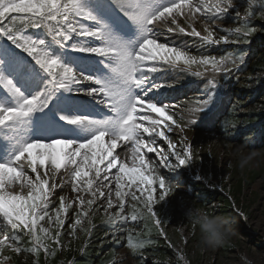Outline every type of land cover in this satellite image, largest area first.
Returning <instances> with one entry per match:
<instances>
[{
  "label": "snow or ice",
  "instance_id": "obj_1",
  "mask_svg": "<svg viewBox=\"0 0 264 264\" xmlns=\"http://www.w3.org/2000/svg\"><path fill=\"white\" fill-rule=\"evenodd\" d=\"M230 12L234 26L216 24ZM129 25L137 33L135 44L124 34ZM259 32H264V0H0V41H10L35 66L34 71L17 60L7 45L0 48V87L6 93L5 103L0 104V128L26 125L33 112L46 107L47 100L61 89L91 96L107 113L91 122L90 137L79 138L80 142L27 141L11 161L0 163V224L7 229L0 231V264H11L12 256L7 253L31 252L39 257L43 250L45 256H54L57 248L64 247L61 237L67 219H72L71 236L77 228L90 234L91 216L101 208L109 222L127 221L126 197L134 202L130 205L132 221L144 220L149 232L151 222L160 235H166L154 211V205L172 193L161 169L176 172L197 158L186 137H181L177 148L166 134L184 131L175 119L178 105L166 102L167 89L174 87L167 83V72L179 68L198 77L212 74L206 98L181 109L191 117L203 112L201 124L211 130L229 96L215 74H230V65L244 64L249 55L245 49L219 58L192 55L171 37H197L202 45H250ZM73 40L90 43L78 47L69 43ZM65 48L101 57L104 73L75 71L64 63ZM37 72L48 76V87L26 96L16 79L35 86ZM157 79L165 82L157 83ZM196 123L192 118L186 126ZM158 139L166 142L167 151ZM149 153L155 158H148ZM65 185L75 195L61 194L58 207L53 208L51 197ZM69 209L75 212L74 218L62 215ZM85 219L89 227L84 226ZM24 237L30 247L24 246ZM150 242H133L130 236L128 246L138 252Z\"/></svg>",
  "mask_w": 264,
  "mask_h": 264
},
{
  "label": "rangeland",
  "instance_id": "obj_2",
  "mask_svg": "<svg viewBox=\"0 0 264 264\" xmlns=\"http://www.w3.org/2000/svg\"><path fill=\"white\" fill-rule=\"evenodd\" d=\"M232 16L230 12V21L217 20L216 24L222 27L234 26ZM259 23L261 22H256L257 26ZM197 28L201 29L199 23ZM37 31L39 30L33 32ZM124 34L132 44H135L137 33L132 26L129 25L124 30ZM171 40L175 41L177 46L187 47L192 55L208 54L219 58L220 55L225 54L221 50L224 44L202 45L199 39L184 34L172 36ZM263 40L264 32L257 33L253 37L252 46ZM161 42H165L163 38ZM89 43L90 41L77 40L73 44L78 47H87ZM5 45L17 60L26 66H31L33 62L25 53H21L22 50L20 54L16 53L10 41H0V48H4ZM258 55L255 53L254 56L249 57L247 65H244L236 77L220 81L225 84V91L229 93V96L224 99L217 113L215 126L211 130L201 124L200 118L204 115L203 112L191 117L187 112L181 111L183 108L196 106L198 100L206 98L204 94L207 91L208 82H202L203 76H189L181 71L167 75V83H172L174 87L167 89L166 102L178 105L175 110L178 115L175 119L184 126V131L175 129L172 133L166 134L177 144V148L180 147L181 137H186L185 142L191 143L197 158L190 166H186L190 171V174H187L192 179L182 174L174 176L161 169L162 174L174 188L165 200L154 205V211L162 215L161 227L166 234L163 236L166 240L165 247H167L164 254L159 257L153 251L147 250H141L139 254V251L134 252L128 246L130 233L134 234L137 229L135 221L130 219V205L134 202L130 197H126L125 215H129V219L114 221L111 224L112 228L107 231L101 228V232H98V227L92 228L95 219L105 218L102 208L91 216L90 234L77 228L75 236L69 235V224L72 219H67L64 226L66 231L61 237L64 247L57 248L60 254L57 264H69L63 258V252L70 243H79L81 249L90 251L91 257L95 259L105 258L110 254L109 264H264V46ZM63 59L64 63L75 71L86 75H93L94 72L103 74L105 71L104 64L101 63L102 58L92 53L65 48ZM36 75L39 83L35 86H25L23 79L19 77L16 79V84L21 87L26 96H34L48 87V76L41 72H37ZM193 80L197 83L194 86L189 85ZM164 82L161 80L159 83ZM5 96V90L0 87V104L5 103ZM101 113L107 114L96 99L83 93L61 89L47 100L46 107L38 108L33 112L26 125L0 128V163L11 161L27 141L50 142L53 139H71L74 142H80L79 138L90 137L91 122L100 119ZM230 113H234L239 119L251 117L253 121L225 122ZM245 113L250 116H240ZM180 115L184 116L183 120L179 119ZM192 118L196 119V125L186 126L188 120ZM229 118L230 116L226 120L230 121ZM258 118L261 119V125L256 122ZM73 119L79 120L80 123H70ZM157 143L167 151L166 142L157 141ZM117 152H121V149L118 148ZM124 154L121 153L122 156ZM242 155L249 158L244 167L240 166ZM148 158H155V154L149 153ZM198 176L207 183L209 189L220 193L224 191L232 196L234 200L232 207L238 209V213L233 212L234 210L231 212L234 215L228 220L231 228L229 235L217 247H206L199 243V228L186 215L189 209L193 208L219 215L216 212L220 209H218L220 197L218 194L212 199L199 200L196 188L190 190L191 186L188 187V182L198 180ZM238 185H241V189L233 196L232 191ZM159 191L157 185V197ZM61 194L70 197L75 195L71 192L70 185L57 188L55 195L51 197L55 202L52 205L53 208L58 207V198ZM113 199L115 200L114 196ZM75 207L76 205H73V209ZM73 209H69L62 215L74 218ZM42 223L47 226L46 221ZM84 226L89 227L87 219L84 220ZM0 231H5L2 224H0ZM181 255L183 259H180ZM18 258L19 262L38 264L37 256L31 252L18 254Z\"/></svg>",
  "mask_w": 264,
  "mask_h": 264
},
{
  "label": "trees",
  "instance_id": "obj_3",
  "mask_svg": "<svg viewBox=\"0 0 264 264\" xmlns=\"http://www.w3.org/2000/svg\"><path fill=\"white\" fill-rule=\"evenodd\" d=\"M224 20L228 21L229 18H225ZM36 31L35 29H29V32H33ZM40 32H42L43 30H39ZM76 40L71 41V43L75 42ZM264 46V40L258 43V49ZM19 50V49H16ZM239 48H233V52H238ZM257 49H254V54L259 53L256 52ZM259 56V55H258ZM261 58V57H259ZM231 121L232 120H236V118L233 116V114H231ZM247 121H250L249 119H246ZM255 173L252 175V177L254 178ZM199 187V197L200 198H206V199H212L214 198L218 193L213 192V191H209L207 189H205L203 186H198ZM241 189V185H238L237 188H235L234 191H232V195L235 196V194L237 192H239V190ZM219 197V205H218V209L216 210V212L219 214V216H223L224 218H226L227 220H229L234 214L231 213L232 209L230 206V203L228 201L227 198H225L224 196L218 194ZM241 206L242 203H240ZM215 212V213H216ZM101 222L96 223L95 227H98V230H100L101 228H105L108 227L109 222L106 218L100 220ZM141 221V226L139 228L138 233L136 234V236L131 235L132 239L135 240H141V241H151L150 243H145L144 247L141 249H149L151 251H153V253H155L157 256L161 257L165 250H167V248L162 244V242H160L158 239L160 238V235L157 233L156 228L154 227V225L149 222V228H151V232H149V230L147 228L144 227L145 225V221L144 220H140ZM239 222V221H238ZM237 222V223H238ZM94 227V228H95ZM7 230V229H6ZM18 235H23V234H18ZM24 246L25 247H30V245L28 244V237H24ZM79 248V244H69L68 247L65 249V251L63 252V258L67 259V260H74L75 264H106L105 260L108 258L106 257L105 259H101L98 261H95L94 257H91V253L90 251H86L84 254L80 255V257L76 258V252ZM30 253V252H29ZM9 255L12 256V261L11 264H26L24 262H19L18 261V255H13L12 253H8ZM38 258V264H57V262L60 259V254L59 251H56V254L51 257L49 256H45L44 253L41 251V254Z\"/></svg>",
  "mask_w": 264,
  "mask_h": 264
},
{
  "label": "clouds",
  "instance_id": "obj_4",
  "mask_svg": "<svg viewBox=\"0 0 264 264\" xmlns=\"http://www.w3.org/2000/svg\"><path fill=\"white\" fill-rule=\"evenodd\" d=\"M248 159V157L242 155L240 166L244 167ZM171 188L173 192L174 188ZM186 215L199 228V243L203 246L217 247L221 245L231 231L230 222L223 216L207 213L200 208L189 209Z\"/></svg>",
  "mask_w": 264,
  "mask_h": 264
},
{
  "label": "bare ground",
  "instance_id": "obj_5",
  "mask_svg": "<svg viewBox=\"0 0 264 264\" xmlns=\"http://www.w3.org/2000/svg\"><path fill=\"white\" fill-rule=\"evenodd\" d=\"M73 135H77L76 133H72Z\"/></svg>",
  "mask_w": 264,
  "mask_h": 264
}]
</instances>
